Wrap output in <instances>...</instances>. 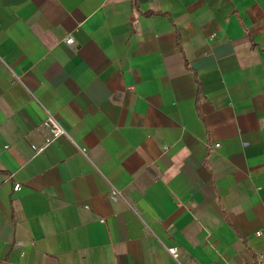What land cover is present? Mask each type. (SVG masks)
Instances as JSON below:
<instances>
[{
	"label": "crops",
	"instance_id": "crops-1",
	"mask_svg": "<svg viewBox=\"0 0 264 264\" xmlns=\"http://www.w3.org/2000/svg\"><path fill=\"white\" fill-rule=\"evenodd\" d=\"M260 254L264 0H0V264Z\"/></svg>",
	"mask_w": 264,
	"mask_h": 264
},
{
	"label": "built area",
	"instance_id": "built-area-1",
	"mask_svg": "<svg viewBox=\"0 0 264 264\" xmlns=\"http://www.w3.org/2000/svg\"><path fill=\"white\" fill-rule=\"evenodd\" d=\"M66 41L69 44L75 43V38L72 36H68L66 38ZM45 111V118L43 120V126L49 131V136L46 138V143H50L57 137L61 135H68L67 129L61 122L60 118L48 107L43 106ZM220 143L215 144V146H219ZM36 147V146H35ZM84 153H86V149H81ZM22 185L21 183H16L14 186V189L16 191L21 190ZM112 195L118 196L123 195L122 191L118 189L117 187L113 186L112 188ZM258 234H261V231L257 232ZM169 251L173 254V256L178 257L179 256V248L178 247H169ZM256 264H264V254H260L257 260Z\"/></svg>",
	"mask_w": 264,
	"mask_h": 264
}]
</instances>
